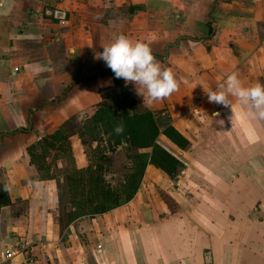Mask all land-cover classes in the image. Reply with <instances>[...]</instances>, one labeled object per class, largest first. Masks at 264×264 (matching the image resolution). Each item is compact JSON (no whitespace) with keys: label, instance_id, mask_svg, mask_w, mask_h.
Instances as JSON below:
<instances>
[{"label":"crops","instance_id":"crops-1","mask_svg":"<svg viewBox=\"0 0 264 264\" xmlns=\"http://www.w3.org/2000/svg\"><path fill=\"white\" fill-rule=\"evenodd\" d=\"M54 7L64 23L45 15ZM121 34L179 82L151 105L127 86L140 109L167 118L156 142L179 173L148 163L132 198L61 224L58 180L89 163L75 125L125 86L95 59ZM233 72L245 86L264 83V0H0V264H26L4 258L18 241L36 264H264V121L235 98L231 121L203 90ZM59 130L70 132L67 153L50 140ZM46 140L57 144L39 163Z\"/></svg>","mask_w":264,"mask_h":264},{"label":"trees","instance_id":"trees-1","mask_svg":"<svg viewBox=\"0 0 264 264\" xmlns=\"http://www.w3.org/2000/svg\"><path fill=\"white\" fill-rule=\"evenodd\" d=\"M105 72L114 76L110 69ZM91 78L87 77L85 80ZM107 98L113 100L112 105H105ZM102 99L104 102L80 127L75 125L74 130L82 139L88 131L95 134V141L99 144L97 153L90 155L85 168H71L63 173V181L58 180L61 224L67 225L76 217L105 212L132 198L148 163L161 168L171 178L179 173L181 162L156 142L160 127L155 115L139 108L131 98L128 87L121 86L120 92L113 95L103 93ZM121 123L125 130L122 134H117L114 129ZM162 132L181 148L188 145V141L172 126L165 127ZM69 134L70 132L59 130L50 136V140L59 143L60 150L67 153L65 143ZM53 141L46 140L48 147H56L57 143ZM144 148H151V152L142 151ZM121 149L126 159L119 160L116 165L112 155ZM115 167L124 169L122 176L119 179L107 178L106 174L113 173ZM38 168L41 170L40 166ZM40 176L44 177L46 173Z\"/></svg>","mask_w":264,"mask_h":264},{"label":"clouds","instance_id":"clouds-1","mask_svg":"<svg viewBox=\"0 0 264 264\" xmlns=\"http://www.w3.org/2000/svg\"><path fill=\"white\" fill-rule=\"evenodd\" d=\"M95 59L103 60L107 68L114 73L115 79L125 81V86L134 85L137 96L144 100V104L162 102L179 90V82L170 69H163L152 54L151 48L143 42H133L126 35H119L112 43L104 45L102 51L96 53ZM111 85V81L101 83L100 87ZM203 86V85H202ZM209 103L230 108L234 116L233 101L248 109V115L254 120L264 121V83L245 86L235 72L217 84L215 90L203 86ZM216 115H219L217 113ZM84 115L78 117V122L84 120ZM220 125L223 120L218 121ZM124 125H117V134L124 132ZM5 186V191H9Z\"/></svg>","mask_w":264,"mask_h":264},{"label":"rangeland","instance_id":"rangeland-1","mask_svg":"<svg viewBox=\"0 0 264 264\" xmlns=\"http://www.w3.org/2000/svg\"><path fill=\"white\" fill-rule=\"evenodd\" d=\"M116 91L117 92H115V90H113L112 92H110L111 93L110 95H113L114 93L120 92L119 85L117 86ZM112 103H113V100L110 98H107L105 100V105L106 104L112 105ZM84 139H85V149L87 150L88 156L90 157V155H92V156L95 155L97 153V149H98L97 145L99 144V142L95 141V134L87 131V134H86ZM52 148H50V146L48 147L47 143L40 145V147L38 148V151H37V155H38L37 159H38L39 163H41V161L43 160V158H41V157L42 156L45 157V156H47V154H50L49 150ZM112 156H114V158H115L116 165L119 164V160L124 161L126 159L125 158L126 155L122 149L120 151H118L117 154H113ZM123 172H124V169H120L119 167H115V168H113V173H108V174H106V176H107V178L115 177V178L119 179L122 176Z\"/></svg>","mask_w":264,"mask_h":264},{"label":"built area","instance_id":"built-area-1","mask_svg":"<svg viewBox=\"0 0 264 264\" xmlns=\"http://www.w3.org/2000/svg\"><path fill=\"white\" fill-rule=\"evenodd\" d=\"M45 15L50 16L52 19H56L60 23H64L66 20V12L60 8H47L44 10ZM17 70V68L15 69ZM23 255L25 258L26 264H36L37 258L35 254L31 252V247L29 243L24 241H18L16 244L7 247L4 250V258L5 259H12L17 255Z\"/></svg>","mask_w":264,"mask_h":264},{"label":"water","instance_id":"water-1","mask_svg":"<svg viewBox=\"0 0 264 264\" xmlns=\"http://www.w3.org/2000/svg\"><path fill=\"white\" fill-rule=\"evenodd\" d=\"M167 122V118L165 116H160L157 118V124L159 126L164 125Z\"/></svg>","mask_w":264,"mask_h":264}]
</instances>
